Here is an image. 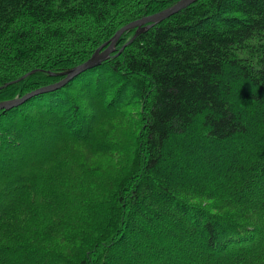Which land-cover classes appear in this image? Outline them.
Listing matches in <instances>:
<instances>
[{"label":"trees","instance_id":"obj_1","mask_svg":"<svg viewBox=\"0 0 264 264\" xmlns=\"http://www.w3.org/2000/svg\"><path fill=\"white\" fill-rule=\"evenodd\" d=\"M179 1L0 0V103ZM134 34L0 110V264H264V0Z\"/></svg>","mask_w":264,"mask_h":264},{"label":"water","instance_id":"obj_2","mask_svg":"<svg viewBox=\"0 0 264 264\" xmlns=\"http://www.w3.org/2000/svg\"><path fill=\"white\" fill-rule=\"evenodd\" d=\"M199 0H180L171 8L162 11L160 13L142 18L136 22L130 23L123 28H121L107 43L102 45L96 52L91 56L89 60L85 63L75 67L74 69L67 71L66 73L62 74L63 79L55 85H51L45 88H41L39 90L33 91L22 98H17L15 100L2 102L0 103V110L10 111L14 108H18L32 98L36 97L40 94L49 93L52 91H56L62 89L73 82L75 79L83 75L84 73L96 69L101 66L104 62L109 60L111 56L116 52L117 45L121 39V37L129 31L135 30V34L133 38L125 44L120 53H122L128 46L135 42V40L148 30L152 29L154 26L161 24L162 22L168 20L174 15L179 14L181 11L185 10L186 8L190 7L191 5L197 3ZM30 75V74H28ZM27 75V76H28Z\"/></svg>","mask_w":264,"mask_h":264}]
</instances>
